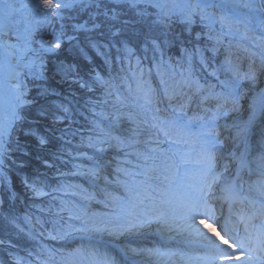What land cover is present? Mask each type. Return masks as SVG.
<instances>
[{
  "label": "snow or ice",
  "instance_id": "snow-or-ice-1",
  "mask_svg": "<svg viewBox=\"0 0 264 264\" xmlns=\"http://www.w3.org/2000/svg\"><path fill=\"white\" fill-rule=\"evenodd\" d=\"M73 11L76 16L68 15ZM81 13L88 19L80 22ZM196 24L195 40L205 39L206 46L183 47L176 60L166 57L165 49ZM42 27L50 39H36ZM105 29L115 40L106 46L119 45V66L108 78L96 73L91 82H80L102 93L90 102L93 119L81 135L92 155H78L90 164L75 165L71 173L87 187L27 185L50 201L39 208L46 219L38 216L33 224L25 217L31 228L54 241L80 243L71 250L42 247L36 264H264V133L255 143L249 138L264 117V0H0V168L14 132L48 143L47 134L31 126L25 131V109L35 108L38 118L51 115L54 124L68 119L63 105L56 106L61 116L39 103L48 94L36 83L43 79L45 56L76 40L70 31ZM137 51L144 58L152 54L150 66ZM221 51L224 59L214 66L205 53L214 60ZM245 99L248 120L228 123ZM62 132L59 139L68 134ZM15 145L22 150L19 140ZM97 196L110 211L88 210ZM141 235L159 240L152 246L122 242Z\"/></svg>",
  "mask_w": 264,
  "mask_h": 264
},
{
  "label": "rangeland",
  "instance_id": "rangeland-1",
  "mask_svg": "<svg viewBox=\"0 0 264 264\" xmlns=\"http://www.w3.org/2000/svg\"><path fill=\"white\" fill-rule=\"evenodd\" d=\"M68 15L76 16L77 13L75 11L68 13ZM77 19L80 20V22H83L88 19V15L85 13H81L79 16H77ZM194 29L189 32L183 33V38L180 40V43L177 45L171 46V55L167 54V48L165 49V55L168 57H171L172 59L175 58L179 59L181 52L180 49L183 47H205L207 42L205 39L202 38L201 41L195 40V33L200 32V25L196 24L192 26ZM180 29V30H179ZM199 30V31H197ZM49 29L46 27H42L40 32L36 34V39H39V36L43 34L45 38L50 39L48 36ZM177 35H180L181 28H176ZM107 30H103V33L99 30H94L92 32H80V33H72L69 32L70 35H76L77 39L71 42H65L62 44L61 49L54 54H49L45 56V69H44V76L41 81H37L36 83L40 84L43 88L47 89L48 94L42 98H40L39 103L44 105L45 107L49 108L51 113H55L56 115L63 116V112L58 110L56 106L63 105L64 107L68 108L67 116H70V119H66L63 122H67L64 125H61L59 129L55 131V135H53V128L48 127L50 122L49 115L47 118H38L36 109L30 108L25 109L22 112V115L26 118L27 123L24 124L25 131L28 130L29 126L34 128L36 131H38L41 135L47 134L48 137V143L45 145H40L38 143V140L35 136H27L23 133L21 134L19 131L14 132L12 134L11 138V151L9 152L8 158L4 162L3 174H2V180L0 183V215L2 212V208L4 205V198L5 195L8 193L10 195V218L7 219L12 227L13 232V238L11 241L3 240L0 237V240L4 241L5 243L2 244V247L5 249L7 248V257L4 258L2 255H0V264H15L16 258H21V264H28L29 261H33L34 264L36 262L34 261V257L37 254V252L42 247H47L48 249H64V250H71L72 248H75L79 245L80 241H66V240H51L47 236V232H45V235L43 237L39 236L35 229H32L31 226L27 223L25 220V217H31L32 223H35V218L38 217L40 214L41 219L47 218V213H41L39 211V208L41 207H47L49 204V198L48 197H41L37 198L33 195L32 191L27 186L28 184H31L33 182H28L27 180V174L23 166L25 164L24 160L25 157H30V149L35 148L38 150L39 154L42 155H48L53 157L54 161L47 160L49 164H52L53 167L49 168L46 167L43 163V161L40 158L33 159L37 163V168H40L35 173V182H37V186H41L40 182H43V184H47L52 186V183H57L56 180H60L63 183L68 184H82L85 187H87L86 182L84 179L78 175H72L71 173L76 171L75 165H84L87 167L90 162L84 158L78 155L80 152H87L88 155L91 152V149L83 147L81 144V136L79 135H73L72 131H67L68 129L75 130L76 132H83L81 135H87L88 134V128L90 127L89 122L93 119L89 107L90 102L99 98L102 93L99 88L93 89L92 91L87 90L86 88L80 87V81L77 82L78 87H80L82 90H86L85 93H87L88 98L87 102L84 103L81 107L82 110H77V108L74 107L75 102H77V98H79L71 89H73V86L68 87V82L71 83L70 80H72V77H69L70 74L75 73L76 71V63L75 59L77 57H83V58H95L100 57L97 55H101L104 61L107 63L115 61V57L117 56L116 48L119 47V45H116V47L106 46L110 44H114L115 40H113L110 36L106 35ZM191 34V35H190ZM189 41V43L187 42ZM97 43L99 47H93V43ZM138 54H141V56L144 54L142 51H137ZM150 53V52H149ZM148 53V54H149ZM151 55V53H150ZM205 55L212 60L213 65L215 66L218 62L222 61L224 59V53L223 51L216 54L215 59L213 60L211 57V53H205ZM240 55V65L243 70H246L247 68V60L244 58V53H239ZM108 56V57H104ZM101 58V57H100ZM50 59V61H49ZM142 59L146 60L142 56ZM118 63V62H117ZM146 67H148V64L143 62ZM119 66V65H118ZM116 66V67H118ZM116 67H112L110 70L112 73L113 69ZM63 68V70H61ZM70 69V70H69ZM209 71H211V68H209ZM96 73L100 72L95 71ZM105 78V77H104ZM223 78V77H221ZM263 77H261L262 79ZM54 80V82L52 81ZM56 81V82H55ZM58 82V83H57ZM73 82V81H72ZM151 82L153 86L158 85V79L153 74L151 78ZM61 83V84H60ZM74 83V82H73ZM32 82L29 81V87L32 88L31 95H36V88L32 87ZM35 88V91L33 90ZM56 89V90H55ZM59 89V90H58ZM247 99L241 101V108L238 112L230 113L229 117L227 118V122H229L232 118L237 119H243L244 114L248 111L244 110L246 107ZM63 114H61V113ZM78 117L79 119H84V124L79 127L74 126V122L71 118V116ZM245 119V118H244ZM263 120V119H262ZM223 122V121H222ZM73 124V125H72ZM67 131V135L64 136L63 139H59V137L62 136L63 132L62 130ZM61 130V131H60ZM251 133H254V143L260 138L261 134L264 133V125H261V127L254 128V130H251ZM70 135L74 136L71 137ZM77 138V140H76ZM19 140L20 145L22 146V152L16 153L18 150L15 145V141ZM55 143V144H52ZM19 151V150H18ZM18 156H15V155ZM111 155V154H110ZM38 157V156H37ZM21 160V161H20ZM61 162V164L58 162ZM64 163L63 166H61ZM12 169H17L22 174V180L26 182V186L28 187V190L23 191V195L25 196V203L22 204V208H19V205L15 192H14V186H13V180L10 175V172ZM32 171V170H31ZM35 172V171H34ZM33 172V173H34ZM60 173H64L65 175L61 176ZM34 175V174H33ZM41 175V176H40ZM6 177V180L4 179ZM59 183V182H58ZM55 187V186H52ZM46 191H49V188H45ZM46 198V199H45ZM70 197H67L69 199ZM79 202V198H71ZM101 197L97 196L96 200H93L88 204V210L90 212L95 213H105L110 211L109 208H106L103 203H97V200H100ZM44 202V204H41V202ZM15 220V224L11 223V221ZM19 225L20 228H23L24 231H20V228H17L16 225ZM77 226H79V222H76ZM38 227V226H37ZM46 228H50L49 225H45ZM31 232V235L29 234ZM35 237V238H33ZM144 236H133V240H140ZM152 242V241H151ZM155 242V241H153ZM84 243H88V238H85ZM132 246H136V243H130ZM141 244V243H139ZM11 245V246H9ZM8 248L10 250H8ZM13 251V252H9ZM32 252L33 257H29L28 253ZM59 259V257H57Z\"/></svg>",
  "mask_w": 264,
  "mask_h": 264
},
{
  "label": "trees",
  "instance_id": "trees-1",
  "mask_svg": "<svg viewBox=\"0 0 264 264\" xmlns=\"http://www.w3.org/2000/svg\"><path fill=\"white\" fill-rule=\"evenodd\" d=\"M178 28H181V26H178ZM167 51H168L167 54L169 53L171 55L172 51H171L170 47L167 48ZM136 54L141 56V54H138V53H136ZM97 56H100V55H97ZM142 56L144 57V54ZM151 57H152V54L150 55V53H149V54H147L146 60L145 59L143 60V62L145 61V63L148 64V66H150ZM49 61H50V59H49ZM74 61L76 63L77 69H76L75 73H72V74L69 75V77L73 78L72 80H70L71 83L68 82L65 85H67L68 87L73 86V89H71V90L79 97V98H77V102H75L74 107L77 108V110L78 109L82 110L81 107H83L82 105L87 102L88 95H87V93H85L86 90L84 91L80 87H78V85H77L78 80H82V79L87 80L88 77H89L88 73L95 72V71L100 72L104 76H108L110 74V72H111L110 69L112 67H116L118 65L112 66V62L111 63L103 62V61L100 60V57H96V56H95V58L93 57L91 59L90 58H83V57L80 56V57H77ZM52 81L54 82V80H52ZM89 82H91V81H89ZM31 86L33 87V85H31ZM93 87L95 89H97L98 86L94 85ZM33 90L35 91V88ZM35 96L36 95H34L33 97H35ZM61 114H63V113H61ZM71 117H72L71 119L74 122H76V123H74V126L81 128L80 127L81 125H79V124H84V123L83 122H79V121H84L85 122V120L82 119V118L79 119L78 117H74L73 115ZM68 118L70 119V116H68ZM50 122H53L52 116L50 117ZM65 123H67V122H63L62 121V122H57L55 124L54 123H51V124L49 123L48 127L55 128L57 130V129H59V127L61 125H64ZM71 129H68L67 131H72V132L78 133L76 135H79V136H81V134L83 133V132H79V131L76 132L75 130H71ZM61 130H63V129H61ZM20 133L22 134V132H20ZM70 136L74 138V136H72V135H70ZM76 140H77V138H76ZM52 144H55V143L52 142ZM29 151H30L29 152L30 153V157H28V156L25 157L26 158L24 160L25 164L22 165V166H23L25 171L28 170L26 172V174H27L26 178H27L28 182L29 181L30 182H35V180H36L35 173L39 172L38 170L40 168H42V167L37 168L38 167L36 165L37 163H35L36 161H34L33 159L40 158L42 160H50V161H54V159L51 156H48V155L45 156V155L39 154L38 150L35 149V148H31ZM21 152H22L21 150H19V151L17 150L16 151V153H20V154H21ZM15 156H18V155L16 154ZM55 162H58V161H55ZM59 163L61 164V162H58V164ZM63 165H64V163L61 166H63ZM21 172L22 171H20V169L19 170L12 169V171L10 172V175H11L12 180H13V186H14V192H15L16 200L18 202L17 205H19V208H22V204L25 203V201H26L25 200V196L23 195L24 194L23 191L28 190L27 189L28 187L26 186V182H24L22 180ZM56 181H57V183H52V186H56L58 184V182L59 183L61 182L60 180H56ZM58 195H60V194H58ZM64 198L67 199V197H64ZM41 204H44V202L42 201ZM9 205H10V195L7 193L5 195V198H4V205H3L2 212H1V215H0V237L3 240H6V241H11L12 238H13L12 227L10 226L9 222H7L8 221L7 219L10 218V216H9V214H10ZM38 216L40 217V214ZM9 246H11V245H9ZM8 250H10V249L8 248ZM9 252H13V251H9ZM6 253H7V248L4 249L2 247V245H0V255H2L4 258H6L7 257Z\"/></svg>",
  "mask_w": 264,
  "mask_h": 264
},
{
  "label": "bare ground",
  "instance_id": "bare-ground-1",
  "mask_svg": "<svg viewBox=\"0 0 264 264\" xmlns=\"http://www.w3.org/2000/svg\"><path fill=\"white\" fill-rule=\"evenodd\" d=\"M178 27V26H177ZM194 28L192 27V30H193ZM191 30V31H192ZM197 31H199V30H197ZM12 42H14V40L12 41ZM188 43H189V41H187ZM100 60L101 61H104L103 59H105V58H103L101 55H100ZM104 57H108V56H104ZM166 57H168V56H166ZM173 60H175V58L173 59ZM117 61H114L113 60V62H112V66H115V65H118V63H116ZM76 69H77V67H75ZM94 74H96V72H90V73H88V75H89V77H88V79L87 80H85V79H82V80H78V81H91L92 80V78H93V76H94ZM101 76H103V77H105V78H108V76H104V75H102L101 74ZM263 78L261 79L260 78V83H259V87H262V88H264V76H262ZM97 88H99V86L97 87ZM93 89H95L94 87H93ZM249 103H250V101L249 100H247V102H246V107L244 108V110L243 111H245V110H247L248 112L247 113H245L244 114V117H243V119H237V118H232L228 123H231L233 120H236L237 122H240V123H242L243 121H247L248 120V118H249V110H248V105H249ZM245 118V119H244ZM263 119V120H262ZM261 125H264V117H260V118H258V120H257V127H261ZM257 127H255V128H257ZM251 130H254V128H252ZM254 133H251L250 132V134H249V138H250V141L251 142H253L254 143ZM90 155H92V150H91V152L89 153ZM0 173H2L3 174V169L2 168H0ZM2 176H0V183H1V180H2V178H1ZM144 237L143 238H141L140 240H133V237H125V238H123V240H122V242L123 243H126V244H130V243H136V244H139V243H141V244H139V245H147V246H152V243H153V241H158L159 240V237L158 236H155V235H143ZM181 238L180 237H177V241H179ZM152 241V242H151Z\"/></svg>",
  "mask_w": 264,
  "mask_h": 264
}]
</instances>
